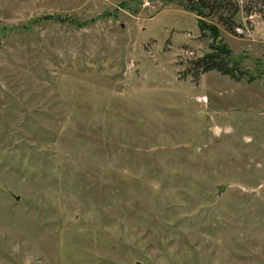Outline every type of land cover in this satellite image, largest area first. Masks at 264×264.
I'll use <instances>...</instances> for the list:
<instances>
[{
	"label": "rangeland",
	"instance_id": "rangeland-1",
	"mask_svg": "<svg viewBox=\"0 0 264 264\" xmlns=\"http://www.w3.org/2000/svg\"><path fill=\"white\" fill-rule=\"evenodd\" d=\"M0 264H264V2L0 0Z\"/></svg>",
	"mask_w": 264,
	"mask_h": 264
},
{
	"label": "trees",
	"instance_id": "trees-1",
	"mask_svg": "<svg viewBox=\"0 0 264 264\" xmlns=\"http://www.w3.org/2000/svg\"><path fill=\"white\" fill-rule=\"evenodd\" d=\"M264 2V0H262ZM195 69L201 73H206L212 70L223 72L226 70L224 63L220 62L215 56L207 55L200 58L195 63Z\"/></svg>",
	"mask_w": 264,
	"mask_h": 264
},
{
	"label": "water",
	"instance_id": "water-1",
	"mask_svg": "<svg viewBox=\"0 0 264 264\" xmlns=\"http://www.w3.org/2000/svg\"><path fill=\"white\" fill-rule=\"evenodd\" d=\"M223 191H224V186L222 185L218 188V194H221Z\"/></svg>",
	"mask_w": 264,
	"mask_h": 264
},
{
	"label": "built area",
	"instance_id": "built-area-1",
	"mask_svg": "<svg viewBox=\"0 0 264 264\" xmlns=\"http://www.w3.org/2000/svg\"><path fill=\"white\" fill-rule=\"evenodd\" d=\"M142 2H143L145 5H148V4H149V0H142Z\"/></svg>",
	"mask_w": 264,
	"mask_h": 264
}]
</instances>
